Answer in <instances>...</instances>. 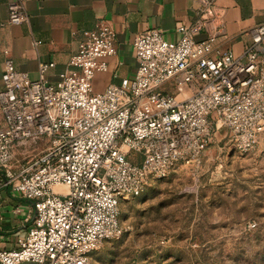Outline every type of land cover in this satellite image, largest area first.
Segmentation results:
<instances>
[{
	"label": "built area",
	"instance_id": "2783aa9c",
	"mask_svg": "<svg viewBox=\"0 0 264 264\" xmlns=\"http://www.w3.org/2000/svg\"><path fill=\"white\" fill-rule=\"evenodd\" d=\"M8 12L10 25L29 20L20 2ZM225 29L223 13L212 3L196 11L191 27H180L179 43L160 30L139 34L133 79L98 94L93 80L117 54L116 32L104 22L83 32L56 83L46 76L55 63H41L39 79L32 80L6 60L0 173L32 203V213L17 248L0 250V264H92L105 241L123 234L121 201L140 197L180 166L198 165L218 131H226L235 152L258 148L264 25L249 33L251 45L242 56L217 46ZM202 33L205 39L197 41Z\"/></svg>",
	"mask_w": 264,
	"mask_h": 264
},
{
	"label": "rangeland",
	"instance_id": "374dc122",
	"mask_svg": "<svg viewBox=\"0 0 264 264\" xmlns=\"http://www.w3.org/2000/svg\"><path fill=\"white\" fill-rule=\"evenodd\" d=\"M225 134L218 131L198 165L122 200L123 234L91 263L264 264V134L248 154L231 150Z\"/></svg>",
	"mask_w": 264,
	"mask_h": 264
},
{
	"label": "crops",
	"instance_id": "0c3cea01",
	"mask_svg": "<svg viewBox=\"0 0 264 264\" xmlns=\"http://www.w3.org/2000/svg\"><path fill=\"white\" fill-rule=\"evenodd\" d=\"M13 2L22 3L28 22L8 24V6ZM212 3L223 13L226 27L217 46L236 56L244 55L251 45L249 33L264 25V0H0V74L6 60H12L17 72L37 80L41 63H55L46 76L56 83L76 55L83 32L104 22L116 32L117 54L108 59V71L96 74L93 80L94 93H102L123 79H133L137 69L134 43L139 34L160 30L167 41L179 43L180 27H191L196 11ZM205 37L202 33L196 40ZM36 42L41 44L35 46ZM2 88L0 76V91ZM4 127L0 109V131ZM21 155L18 149L17 159ZM31 213L32 203L7 186L0 173V250L17 248L18 238L30 225Z\"/></svg>",
	"mask_w": 264,
	"mask_h": 264
}]
</instances>
